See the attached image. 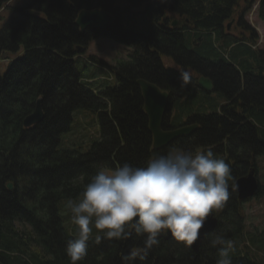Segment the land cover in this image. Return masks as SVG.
Masks as SVG:
<instances>
[{
  "label": "trees",
  "instance_id": "obj_1",
  "mask_svg": "<svg viewBox=\"0 0 264 264\" xmlns=\"http://www.w3.org/2000/svg\"><path fill=\"white\" fill-rule=\"evenodd\" d=\"M123 1L138 5L152 0H33L31 8L41 16L24 17L7 25L0 34V54L15 53L21 48L25 51L23 59L15 61L5 75L0 74L1 264H71L65 248L67 241L75 237L77 226L71 214H66L67 202L79 197L100 167L114 169L124 163L145 166L150 157L165 155L151 151L148 120L135 82L102 88L81 81L84 77L70 61L72 49L83 42L76 26L81 11H113L121 30L155 32L146 41L151 47L167 48L181 62L199 64L197 68L209 72L218 90L225 94L240 91L239 77L232 66L206 69L211 61L227 62L253 73L257 69L264 71L261 52L245 44L256 43L257 33L249 25L246 32H251L250 38H232L218 45L219 51L212 42V37L243 4H247L244 12H248L257 3L258 17L264 20V0H157L149 9L136 13L121 11ZM164 9L183 14V21L190 20L192 30L183 29L186 38L159 28L161 19L169 15L162 14ZM184 46L193 48L197 57L188 55ZM220 49L228 54V60L220 55ZM151 83L171 92L178 117L192 110L199 115L209 113L194 115L199 117L202 129L185 141L187 150L212 146L222 149L226 145L232 154L237 150L240 158L264 152V78H247L239 98L246 116L236 115L231 121L215 114L222 99L212 97H224L221 92L205 94L197 82ZM40 99L44 119L26 129L24 120L35 111ZM77 110L96 113L99 137L85 150L82 143L86 138L80 140V148L64 149L63 137L71 131ZM9 184L13 185L11 190ZM237 206L230 193L225 206L213 212L219 220L218 228L206 237L198 254L161 234L159 245L152 248L147 260L137 259L134 264H216L217 249L211 240L217 234L234 242L232 264H264V247L256 245L255 237L245 236L243 215ZM101 237L99 243L96 237L89 238L87 255L78 264H122L121 257L143 243L136 237L124 241ZM238 241L245 244L246 253L240 252Z\"/></svg>",
  "mask_w": 264,
  "mask_h": 264
},
{
  "label": "clouds",
  "instance_id": "obj_2",
  "mask_svg": "<svg viewBox=\"0 0 264 264\" xmlns=\"http://www.w3.org/2000/svg\"><path fill=\"white\" fill-rule=\"evenodd\" d=\"M182 80L188 82L189 73H182ZM230 180L229 164L211 149L172 147L150 157L145 166L100 167L79 197L67 202L77 232L67 241L66 255L71 264L86 257L92 226L104 239H143L142 246L121 257L122 264L146 261L161 234L191 248L208 218L228 201ZM101 239L96 236V243ZM211 245L217 249L216 264H232V240L217 234Z\"/></svg>",
  "mask_w": 264,
  "mask_h": 264
},
{
  "label": "flooded vegetation",
  "instance_id": "obj_3",
  "mask_svg": "<svg viewBox=\"0 0 264 264\" xmlns=\"http://www.w3.org/2000/svg\"><path fill=\"white\" fill-rule=\"evenodd\" d=\"M157 0H152L150 2H142L139 3L138 5H131L130 3L127 2H122L124 4V7L121 9H126L132 13L136 12H143L146 9H149V7H152L154 3H156ZM131 6L130 8H128ZM132 6H138L137 8H133ZM31 4L28 6L27 9L21 10V14L24 15V17H33V18H39L35 16H27L25 14V11L28 9H31ZM247 8V4H243L240 6V8H236V15L231 18L229 21V24L227 26L222 25L221 29L218 31L217 36L212 37V42L214 45V48L219 51V46L218 45H225V42H230L233 39H240L241 36H243L245 30H249V26L246 22V12H244ZM92 10H100L103 12H106L110 14L113 18L114 21L111 25L102 28V29H96V28H88L84 32H81L82 40L81 44H78L75 46L72 50L71 54V59L72 63L74 64L76 68V63L82 64V63H87L90 66H98V67H104L108 68L109 71V78L106 80V82H118V86L120 85L119 82H135L138 90L140 97L142 99V106L143 110L144 109V98H143V93L140 85L138 84L139 82H148L149 84L155 85L160 89L161 92L167 93L169 95L168 101H167V106L163 115L162 119V126L161 130L164 133H172L180 129H192L193 131L189 133L188 135H184L181 137H178L174 140H172L169 144L166 146L162 147L161 149H154V137L152 132L150 131L149 127V119L147 116L148 120V131L150 133L151 137V151L153 152H159L164 154H167L168 150L172 147H177V148H182V149H187L184 148L185 141L193 139L195 134L200 131L202 126L200 125L201 121L198 119L199 117L202 116H208L209 114L206 115H199L197 112L195 114H185L182 115L181 117H178V110H175L176 107V99L172 97V94L169 90H164L159 87V85L151 83V82H184L182 80V73L187 72L189 73V80L188 82L191 85V82H197V87L204 92L199 86L198 82L200 79L206 80L207 82H212L213 88L211 93H206L208 95L212 94H217L218 92H221L218 90L216 84L214 83L215 80L213 77L210 75L209 72H204L201 71L197 68V65L199 64H191V62H181L178 60L176 56L171 54L170 52H167V48H164L161 50L159 47H151L148 43L146 42L147 39L153 38L155 35V32H143V31H135L131 29L127 30H121L122 27H120L119 22L116 21V16L113 14V11H106V10H101V9H92ZM165 11H162V14H169L166 15L161 19V22L158 23V26L160 29H163L164 31H170L166 32L171 35H182L183 37L186 38L185 34V28L189 27L190 20L185 19L183 21V14H177L173 11H169L164 9ZM90 11V10H88ZM37 12V11H35ZM39 13V12H37ZM40 14V13H39ZM41 16V14H40ZM77 19V18H76ZM120 27V29H119ZM231 27H233L237 32H239L240 36L235 37L233 36L231 32ZM189 29L192 30V27H189ZM217 37L219 38V41H217ZM97 40H102V41H109L116 43L120 46V51L118 53L117 58H109V62H105L102 59L98 58L94 54L89 53V47L93 42H96ZM186 40V39H183ZM146 45V46H144ZM250 46V44H248ZM188 53V55H196L195 52L192 50L193 48L187 49L185 46L183 47ZM255 50V48L253 49ZM221 56L223 57L224 60H228L225 56L223 51L220 49ZM117 55V54H116ZM197 57V56H195ZM215 57V56H214ZM261 65L264 67V52H261ZM214 61H211V65L205 66L207 69L208 67H217L219 65L222 66H232L233 71L238 75L239 77V88L240 91L234 93L233 95L230 94H225L223 92L224 97H222V101L219 104L220 108L218 111L215 112L219 117L226 118L228 120H232L231 118L237 116L245 117L246 115L243 113L242 109V102L239 99L241 97V93L245 91L246 89V82L247 78H258L262 77L264 78V71H260L257 69V72H250L248 70H241L238 67H234L232 64H229L227 62L223 63H218L215 64L213 63ZM159 63V67L155 64ZM260 66H256V68H262ZM90 69V67H87ZM82 69H79V75H82ZM94 72V71H93ZM261 75V76H259ZM82 82H97V77H94L92 79H86L82 78ZM180 96H176L178 98ZM183 97V95L181 96ZM180 97V98H181ZM220 96H213L212 98H216ZM234 105V107H232ZM230 106V107H229ZM230 108V109H229ZM176 112V113H175ZM213 114V113H212ZM198 115L199 117L197 118ZM189 143V142H188ZM226 146V145H225ZM223 147L222 149H218L216 146L212 147H206V148H199V149H193L188 148V150H193V151H199V150H207L211 149L214 152L215 157L217 158H222L225 160L226 163L229 164L231 168V175L233 177V180L229 181L230 184V191L229 193L234 196L235 203L239 206L238 209H241V212L245 209L244 204L247 203L248 201L254 199V198H260L264 195V186L262 184L261 180V167H260V159L264 157V152L260 153L258 156L256 153H251V155L248 158H240L238 156V151L236 150V153L232 154V151L230 150V147ZM231 151V152H230ZM252 152V151H251ZM250 161V162H249ZM251 173H254V177L256 178L258 182V191L255 194L253 198L247 199L246 201H240L238 194L233 191V186L234 184L239 181L240 179L247 177ZM223 211V210H222ZM214 214V213H213ZM215 215V214H214ZM244 219V217H243ZM206 239V238H205ZM204 239V241H205ZM203 241V242H204ZM203 245V243H202ZM201 245V248H202ZM200 248V250H201ZM192 250V248H190ZM199 250V252H200ZM194 253V251L192 250ZM198 252V253H199ZM197 253V254H198ZM196 254V253H195ZM244 255V254H243ZM242 257L246 258L244 255Z\"/></svg>",
  "mask_w": 264,
  "mask_h": 264
},
{
  "label": "rangeland",
  "instance_id": "obj_4",
  "mask_svg": "<svg viewBox=\"0 0 264 264\" xmlns=\"http://www.w3.org/2000/svg\"><path fill=\"white\" fill-rule=\"evenodd\" d=\"M33 2V0H1L0 1V34L6 28L7 25L15 23L24 18L21 14V10L27 9L28 6ZM31 8V7H30ZM32 9V8H31ZM29 10V9H28ZM246 21L250 24L251 28L257 32L255 42L252 43L253 48L256 51L264 52V20H261L257 15V6L253 9L246 17ZM229 22H227V25ZM231 32L233 36H240L239 32L231 27ZM248 36V35H247ZM234 46V45H233ZM120 46L116 43L109 41L97 40L93 42L89 47V53L96 55L98 58L105 62H109V58H117L120 51ZM117 54V55H116ZM25 56V51L21 48L18 52H3L0 54V74L5 75L12 64L23 59ZM90 67L88 69L87 67ZM82 69V77L86 79H92L97 77V82H89V84L95 86H101L102 88H115L118 86V82H106L109 78L108 68L90 66L87 63L78 64L76 63V70ZM94 71V72H93ZM222 98V96H220ZM223 99V98H222ZM188 102L185 103L184 108L187 107ZM176 110V107H175ZM191 110V109H190ZM189 111V110H185ZM176 113V112H175ZM187 114H195L194 110L186 112ZM204 114V113H203ZM206 114H209L206 112ZM205 114V115H206ZM185 116V115H184ZM99 122L96 113L85 110H77L73 113V121L71 125V131L64 135L63 137V148L72 149L80 148L78 145L82 138H86L85 142L82 143V148L87 149L91 143L98 139L99 137ZM261 167V180L264 186V157L260 159ZM245 210L242 211L244 217V233L245 236H253L256 238V245L264 247V195L260 198H254L244 204ZM66 214H71L70 210L67 208ZM92 226V225H90ZM93 227V231L90 237H96L98 235H103L101 232ZM247 245H249L248 238L246 239ZM240 245V252L246 253L247 249L245 244L237 242Z\"/></svg>",
  "mask_w": 264,
  "mask_h": 264
},
{
  "label": "water",
  "instance_id": "obj_5",
  "mask_svg": "<svg viewBox=\"0 0 264 264\" xmlns=\"http://www.w3.org/2000/svg\"><path fill=\"white\" fill-rule=\"evenodd\" d=\"M25 14L27 16L40 17V14L33 10H26ZM113 21L114 18L106 12L100 10H83L77 16L76 26L82 32H84L88 28H105L111 25ZM138 84L142 89L144 109L149 119L150 131L154 137V149H161L162 147L169 144L172 140L184 135H188L193 131L192 129L184 128L172 133L162 132L161 124L169 95L167 93L161 92L158 87L149 84L148 82H139ZM198 86L206 93L212 92V82H207L206 80L200 79ZM43 119L44 112L42 109V100L40 99L37 101L35 111L25 118L24 127L26 129L35 127L36 125L40 124ZM8 187L10 190L12 189V185H9ZM232 189L238 194L240 201H246L247 199L253 198L258 191V182L254 177V173H251L247 177L237 181ZM218 222L219 221L214 214L208 218L204 227L201 229L199 239L191 247L194 253L197 254L199 252L204 239L217 229ZM166 235L168 238H172L170 234Z\"/></svg>",
  "mask_w": 264,
  "mask_h": 264
},
{
  "label": "bare ground",
  "instance_id": "obj_6",
  "mask_svg": "<svg viewBox=\"0 0 264 264\" xmlns=\"http://www.w3.org/2000/svg\"><path fill=\"white\" fill-rule=\"evenodd\" d=\"M249 162H250V161H249ZM9 185H12V184H9ZM9 185H8V186H9ZM8 188H9V187H8ZM12 188H13V185H12Z\"/></svg>",
  "mask_w": 264,
  "mask_h": 264
}]
</instances>
